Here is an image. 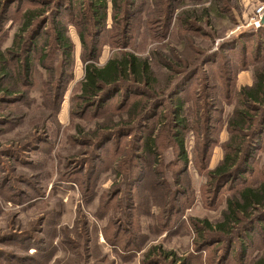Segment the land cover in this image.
I'll use <instances>...</instances> for the list:
<instances>
[{"label":"rangeland","instance_id":"rangeland-1","mask_svg":"<svg viewBox=\"0 0 264 264\" xmlns=\"http://www.w3.org/2000/svg\"><path fill=\"white\" fill-rule=\"evenodd\" d=\"M87 2L70 0L59 11L52 7L73 45L64 76L59 74L63 57L44 36L32 49L43 48L46 39L48 59L33 66L31 85L20 79L18 100L0 102V264L253 263L264 251V220L229 236L235 242L230 252L226 237L220 244H196L192 222L214 225L234 192L264 182V130L243 180L213 193L206 176L224 155L227 122L238 107L240 88L251 86L254 70L263 63L254 60L251 39L230 52L225 46L259 30L250 26V18L264 0H133L119 13L106 0L102 30L94 26ZM29 6L39 8L30 2L12 5L7 19H0L3 50L12 45ZM192 13L200 20L186 19ZM44 26L51 35L50 20ZM93 49L98 67L123 52L148 58L153 91L139 98L141 88L124 85L97 105L84 106L80 84ZM241 49L250 53L246 68ZM204 59L209 62L201 66ZM9 64L17 73L16 61ZM139 99L150 115L130 117L127 112ZM178 99L187 128L185 163L173 136ZM147 139L157 142V156L145 153ZM205 145L209 150L203 157ZM242 247L247 249L243 261L234 253ZM163 253L173 258L165 260Z\"/></svg>","mask_w":264,"mask_h":264},{"label":"trees","instance_id":"trees-1","mask_svg":"<svg viewBox=\"0 0 264 264\" xmlns=\"http://www.w3.org/2000/svg\"><path fill=\"white\" fill-rule=\"evenodd\" d=\"M69 1L70 0H0V9L3 8L0 13L1 20L7 19V17L4 16L12 5L23 4L24 2H30V5L35 3L39 4V8L29 6L28 9L24 11L19 22L20 29L18 33L14 35L12 45L4 50L0 47V102L15 103L18 97L21 96V92L16 91L17 85H19L21 80L25 81V84L28 86L31 85V76L34 73L33 66L39 63V61L42 64L48 59L47 52H45L48 50L45 49V46L46 43L49 46V42H46V39L42 43L45 45L43 48L38 47L37 50L32 49L38 45V40L42 37H50L63 57L62 69L59 74L64 76L66 67L71 66L73 45L67 36V25L63 21L57 19L58 15L56 11H52V7L54 6L56 7V9H54L58 11L66 9V7L68 8L67 2ZM108 1L111 3L116 13H119L121 8L125 5H133V0H129L128 4L126 3L128 0ZM86 6L88 12H90L89 15H91L94 21V26L102 30L105 27L107 18L106 0H88ZM209 11V9L203 10V15H207ZM88 12L85 10L81 13L85 30L87 29L85 19ZM49 14H51V18L49 17L50 19H46V15L50 16ZM185 16L188 20L192 18L200 20L193 13L192 15L186 14ZM48 20H50L51 35L44 30V25ZM260 28L256 32H244L239 36L238 40L229 41L225 46L230 52V50H236L239 46H242L243 41L251 39V43L254 41L252 46L255 45L253 51L254 60L259 61L262 59L263 63L260 68L254 70L253 83L251 86L240 88L237 94L238 107L234 108L227 122L229 138L228 143L224 147V155L220 163L206 175L208 189L213 193L223 189L227 184L233 185L235 181L238 182L243 180V177L247 175L250 169L249 164L254 152L259 150L262 145L260 143V137L264 130V25ZM252 36L256 38H251ZM79 39L82 46L85 47L84 30L80 31ZM244 46L249 45L245 43ZM247 51L246 49H241L244 57L242 59V61H244L242 64L244 68L249 65L247 59L250 53L247 54ZM95 53L96 50L93 49L87 58V61L91 60L90 63H87L85 59L86 65L84 66L83 80L80 84L79 95V99L84 106L97 105L102 99H107L109 96L118 93L120 88L124 85L129 86V90L141 88L143 93H141L142 96L139 98L147 96L145 94L149 89L153 91L155 79L148 58L137 56L130 52H123L119 56L109 59L103 66L98 67L92 62L93 59H96ZM11 59H14L17 64V71L15 69L17 73L14 72V74L9 64ZM206 62L209 61L204 59V62H201L200 65H204ZM49 77L50 79L53 77V69L51 68ZM6 82H12V85L8 84L4 86ZM128 89H126V91H128ZM137 93L138 91L136 90L135 94ZM140 100L141 99L133 103L131 109L127 112L130 117H132L131 115L134 117L135 114L137 117L146 116L148 113L150 115L148 108H146V103L141 104L142 102ZM177 105L178 107L174 111L173 117L175 119L173 125L177 126L175 129L178 128V132L173 136L175 137V144L178 148L179 160L185 163L186 156L183 146V134L187 128L184 119L181 118V115H183V100L178 99ZM144 144L143 148L146 154L157 156V142H155V140H150L148 142L147 139ZM207 147L208 145L203 147L205 150L203 157L209 150ZM137 177L136 172L131 176L132 180H136ZM132 185H134V187L137 186L136 183ZM217 194L218 193H215L216 196H218ZM174 209L175 207H172L170 211ZM262 220H264V182L258 185H248L234 192L233 195L226 200V208L222 212L221 220L214 225L206 220L193 221L192 228L196 233L195 243L202 247L206 246L207 243L220 244L224 242V237L229 238V236H232L239 228H245V233L246 231L249 232ZM254 222H257L256 225ZM226 241L227 244L225 245V249L230 252L232 248L234 249V239L229 238L228 240L226 239ZM125 246H127L126 251H128L131 243L125 244ZM234 253L242 256V261L247 257V249L245 247L239 248V250ZM163 256L165 260L173 258L172 253H163ZM251 264H264V251Z\"/></svg>","mask_w":264,"mask_h":264},{"label":"built area","instance_id":"built-area-1","mask_svg":"<svg viewBox=\"0 0 264 264\" xmlns=\"http://www.w3.org/2000/svg\"><path fill=\"white\" fill-rule=\"evenodd\" d=\"M264 15V5H260L256 8L253 16L250 18V26L253 27V29H258L264 23L262 24V19ZM240 27H238L237 30H239Z\"/></svg>","mask_w":264,"mask_h":264},{"label":"water","instance_id":"water-1","mask_svg":"<svg viewBox=\"0 0 264 264\" xmlns=\"http://www.w3.org/2000/svg\"><path fill=\"white\" fill-rule=\"evenodd\" d=\"M264 23V15H263V19H262V24Z\"/></svg>","mask_w":264,"mask_h":264},{"label":"crops","instance_id":"crops-1","mask_svg":"<svg viewBox=\"0 0 264 264\" xmlns=\"http://www.w3.org/2000/svg\"><path fill=\"white\" fill-rule=\"evenodd\" d=\"M251 1V0H250Z\"/></svg>","mask_w":264,"mask_h":264}]
</instances>
